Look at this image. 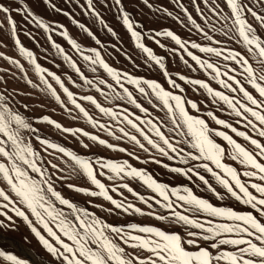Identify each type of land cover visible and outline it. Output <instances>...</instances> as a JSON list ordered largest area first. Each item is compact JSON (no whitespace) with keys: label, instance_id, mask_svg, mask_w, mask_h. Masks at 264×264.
<instances>
[{"label":"snow or ice","instance_id":"1","mask_svg":"<svg viewBox=\"0 0 264 264\" xmlns=\"http://www.w3.org/2000/svg\"><path fill=\"white\" fill-rule=\"evenodd\" d=\"M41 2L54 12L71 17L72 23L96 45L101 44L90 27L57 7L54 0ZM73 2L107 33L117 36L97 10L94 0H84L83 4L79 0ZM143 3L158 15L175 19L190 35L195 31L207 41L203 44L196 39L184 38L171 28L145 33L141 30L143 25L137 26L139 22L132 18L123 0H112L111 8L116 10L136 48L146 54V66H151L149 61L157 66L168 87L157 79L117 69L107 62L100 48L84 47L64 24L47 22L26 4L16 11L23 12L37 29L44 31L55 55L61 57L79 77V82L71 75L67 80L78 89H95L105 100L114 102L115 107H105L91 94L78 95L60 74L42 66L35 51L21 41L11 8L3 3H0V12L4 13L13 46L31 65L39 83L27 78L28 72L20 59L2 51L0 59L15 66L21 76L27 78L29 85L48 94L72 119H77L51 82L54 81L93 128L103 130L115 141L129 142L148 154V158L141 160L140 155L119 143H112L81 127L64 126L48 115L40 117L39 122L54 125L73 137L81 134L106 149L126 153L144 165H160L168 172L186 178L188 184L181 182L172 186L159 180L147 168L133 165L129 159L80 154L42 138L31 120L19 110L20 107L27 109L28 105L16 101V93L9 90L7 79L0 75V85H3L0 87V216L12 222L14 215L26 223L43 250L44 261L35 264H264V0H190L197 16H193L185 0H175L172 9L165 6L154 8L150 0H143ZM2 28L4 21H0ZM54 35L68 42L87 63L88 71L97 73L102 70L111 82L86 75ZM159 37L174 42L175 46L167 51L179 56L190 71L201 70L223 90L213 87L206 79L190 78L185 74L174 77L168 70V57L156 53L145 42L151 38L164 48ZM228 42L239 47H230ZM194 50L222 57L223 66L203 59ZM127 58L132 59L130 56ZM0 71L8 73L9 70ZM184 84L203 90L211 97L210 103L222 104L226 114L234 117L235 121L221 118L212 110L200 114L198 102L185 95ZM133 88L138 95L134 94ZM82 101L90 102L114 121L120 134L117 135L112 125L95 119ZM153 109L163 116H153ZM33 136L44 146L42 150L34 147ZM237 138H243L251 147ZM80 143L85 149L91 147L84 141ZM48 149L62 154L57 159L67 157L63 160L67 173L58 164L45 163L42 151L46 153ZM165 159L179 163L170 165ZM49 167L61 174L54 178L55 174L49 171ZM73 174L90 182L89 186L68 183L66 187L78 194L109 201L113 207L104 211L112 213L114 208L128 215L151 216L158 221L183 225L186 234L150 224L124 226L107 222L57 189V181L69 179ZM105 176L109 181L121 183L109 188L101 179ZM194 177L217 201L230 199L246 208L217 204L198 195L189 186L195 185ZM129 178L138 180L155 195L146 196L135 191L129 183L123 182ZM120 189L136 196L149 211L115 198L112 193L123 197ZM154 205L164 212L153 210ZM0 264L32 262L0 248Z\"/></svg>","mask_w":264,"mask_h":264},{"label":"rangeland","instance_id":"2","mask_svg":"<svg viewBox=\"0 0 264 264\" xmlns=\"http://www.w3.org/2000/svg\"><path fill=\"white\" fill-rule=\"evenodd\" d=\"M69 1H73V0H54V2H69ZM79 2H84V0H79ZM128 2L129 0H123L125 8L129 11L130 14H133L135 16L133 17V19L139 22L137 25L138 27L140 24L143 25L144 20L147 19V16H145L147 13L138 12L137 10H135V13H131L129 8L130 3ZM141 2L143 1L133 0V3H137V6L138 5L140 6ZM0 3H3L5 6H9L11 8V15L17 22L20 39L21 41L24 40L23 42H26V36L28 35L29 27L33 25V23L28 17L25 16L23 12H17L16 9L26 4L32 9L33 12L36 9L42 12L47 11L45 3L41 2V0H0ZM94 3L95 6L97 7V10L101 12L104 20L115 30L117 36H112L110 33H107L97 21H95L90 16L85 15L84 19L82 20L83 23H85L88 27L92 29V31L100 39L101 44L96 45L95 41L89 38L84 32H82V34L78 36L80 43L84 45V47L100 48L107 62L113 65L114 67H116L117 69L128 71L132 74L144 76L146 78L157 79L159 82L164 83L165 87H168V85L165 83V78L162 75V71L159 70L157 66H155L150 61L148 62V64H150L151 66L150 67L146 66V54L141 53V51L138 48H136L135 43L130 36V33L122 25L121 20L118 18L116 10L114 8H111L112 0H94ZM185 4L189 7V10L192 11L193 16H197L196 12L191 7L190 0H185ZM201 7L203 8V5H201ZM73 12L77 13L78 10H75ZM141 15L145 16L144 20L142 19ZM164 16L165 17L159 15L157 16L158 19L147 20L148 22H150L149 30H163L165 28H171L172 30H174L184 38L196 39L198 40V42H201L203 44L207 43V41H204L195 31H193L190 35L185 30V28H183L175 19L168 18L166 17V15ZM197 19H199V17H197ZM0 21H4V28L0 29V51L12 57H14V55L18 56L19 51L17 48L14 50L15 47L13 46V41L10 38V33L8 32L7 21L5 20L4 13L2 12H0ZM141 30L144 31L145 33L149 31L143 29ZM55 37L60 38L62 42H65L67 44V41L64 38L60 37L59 35H56ZM217 38H220L218 34H217ZM158 39H160V41L165 45L164 48H161L159 45H157L155 41L152 40L151 38H148L145 42L149 46H151L156 53L168 57V59L166 60L168 70L174 77H177L178 74H185L188 75L190 78L206 79L213 87L218 88L219 90H223L215 81H212L207 76L206 73L202 72L199 69H197V71L195 72L190 71L189 68L186 65H184L183 62L179 59V56H173L172 53L168 52L167 49L169 47L175 46L173 41L165 37H159ZM228 45L233 48L239 47L233 42H228ZM194 51H197V54H200L203 59H207L213 63H218L221 66H223L224 64L222 57L218 58L214 55L198 53V50H194ZM128 56H130L132 59L129 60L127 58ZM74 59L78 62L82 70L85 71L86 75H88L90 78H96V77L106 78L109 80V82H111V78L107 77V74L104 73L102 70H99L97 73H91L90 71H88L87 63L83 61L79 55L77 56V58ZM0 69L9 70L8 73L0 71V75H4L5 78L7 79L9 90L14 91L16 93L15 96L16 101L19 102V104L28 105L27 109L20 107L19 110L31 120L34 127H36L39 130L38 134L42 138H47L50 141L69 147L80 154L102 155L106 158L129 159L133 165L137 167L147 168V170L150 171L159 180L169 183L172 186H175L181 182L188 184L186 178L180 177L178 174H172L168 172V170L163 169L160 165H156L154 163H149L147 165H144L140 161L128 157L126 153H119L106 149L104 146L97 145L96 142L88 140V138L83 137L81 134H77L75 137H73L69 133H63L62 131L56 129L54 125H49L45 122H39L40 117L44 115H48L51 118L62 123L64 126L81 127L89 132L98 135L105 133L103 130L99 128H93L87 122V120L83 118L82 114H80L74 108V106L70 104V102L67 100L66 95L63 94L62 89H60L59 85H56L54 81L51 82L56 88L58 87L57 90L61 93L62 98L65 100V103L68 105V107L72 108V114L75 115L77 119L75 120L72 119L69 113L66 112L54 99H47V98L45 99L43 104L35 107L37 108L36 110L37 113H41V112H45V113L43 115L37 114L36 116L31 117V115L33 114L31 108L29 107L30 106L29 104L31 101L33 102L35 99L29 101V96H35L37 92V88H33L31 85H29L26 82L27 79L24 80L25 83H21V81L19 80H23V78L25 77L21 76L20 72L15 68V66L8 64V62L4 61L3 59H0ZM25 69L27 71V66H25ZM63 70L67 71V75L65 73V75L62 76V78L65 79V82L68 84V86L73 92L77 93L78 95H83V94L94 95L105 107H115L114 102L105 100V98L101 96L99 93H97L95 89L86 90L85 88H79V89L75 88V86H73L67 80V77L71 75L73 79L77 80V82H79V77L70 68L67 67L66 62L64 63ZM31 79L35 83H38L37 80H39V78H31ZM183 86L186 88L185 95L197 101L198 104L200 105V109H201L200 114H204L206 111L212 110L216 112V114L219 115L221 118L229 119L231 122L235 121L234 117H230L226 114V111L224 110V106H222V104L217 103L213 105L212 103H210L211 97H208L207 94L203 92V90H197L192 85L184 84ZM0 87H3V85H0ZM132 90L134 91V94L138 95V93L135 92L134 88ZM46 95L48 94L41 92L38 96L44 98ZM22 98H26V99H22ZM142 102L145 104L146 107H149L147 102L143 100ZM81 103L86 107V109L95 119L99 120L102 123L112 125L113 128L117 130V135L120 134L118 132V126L115 124V122L112 121L109 117L100 113L99 110L96 109L94 105H92L88 101H82ZM43 109H45V111H43ZM192 111L195 114V110ZM152 114L153 116H161V117L163 116V113H160L154 109L152 110ZM35 119L36 122L34 123L33 121ZM213 126H216L214 125V122H213ZM28 135H33V134L28 133ZM106 139H108L112 143H119L122 146L127 147L129 151H134L137 155L141 156V160L148 158V154L143 153L141 150L138 149V147L130 144L127 141L118 142L115 141L113 137H109V136H107ZM237 139L241 143L245 144V146L251 147L250 145H248V142L243 140V138H237ZM80 141H84L85 143L90 144L91 147L88 149L83 148ZM32 143L34 147H36L37 149L42 150L44 148V146L41 145L34 138V136L32 139ZM42 155H44L45 157V163L58 164L60 165L61 168H65L66 173L68 172L66 165L63 163V160H66L67 157H63L62 159H57V157H61L62 154L52 149H48L46 153L42 151ZM165 162L169 163L170 165H175L179 163L178 161H167L166 159ZM49 171L55 174L54 178L55 176L61 174L55 172V170L52 169L51 167H49ZM101 179L109 186V188H111L114 184L121 183V181L118 180L109 181L107 180L106 176L101 177ZM193 179L195 181V185L189 184V186H192L193 190L198 195L208 198L212 202L217 204L237 206L241 209L246 208V206L238 205L237 202L230 199H226L225 201H217L216 198L211 193L204 190V186L198 180H195V177ZM123 182L129 183L130 187H132L135 191H138L141 194H144L146 196L155 195L154 193L151 192V190L147 189L138 180L129 178ZM68 183H72L77 186H89L90 182H87L84 178L73 174L70 176L69 179H66L64 181H57V189L62 191V193L65 196L72 198L75 202H77L81 206L89 208L90 211L95 212L98 216L105 219L109 223H113L115 225H124V226H127L128 224L131 223L150 224L154 226H160L166 230L180 231L182 235L186 234V229L183 225H176L164 221H158L151 216H141L140 214L128 215L114 208L112 213L104 211L103 209L105 208L113 207L109 201H106L103 198L89 197L84 194L75 193L66 187ZM196 185H198V187H196ZM91 187L94 188L95 186H91ZM217 187L219 189V186ZM120 191L123 192V197H121L118 193H112L113 196L118 199H123L126 203H133L141 207L144 211H149V209H147V207L144 204H142L132 193H129L126 189H120ZM97 204H100L101 207L97 208L96 207ZM153 210L159 213L164 212L163 209H160L158 206L155 205ZM188 214L192 215L191 213ZM9 215H13V214L9 212ZM0 221L3 222L2 224H0V248H3L6 251H12L16 255L21 256L22 258L30 259L33 262L32 264H35V262L37 261H41V262L44 261V256L41 255V252L43 251L42 247L38 244L36 238L34 237V234L31 233L30 229L22 219L16 218L13 215V221L9 222L5 217L0 216ZM226 247L231 248V246H226Z\"/></svg>","mask_w":264,"mask_h":264},{"label":"crops","instance_id":"3","mask_svg":"<svg viewBox=\"0 0 264 264\" xmlns=\"http://www.w3.org/2000/svg\"><path fill=\"white\" fill-rule=\"evenodd\" d=\"M143 1V0H141ZM175 0H150V2L154 5V8H159L161 6H165L168 7L169 9H172V5L175 3ZM56 3L57 7L63 9L64 11H68L72 14V16L75 17V19L80 20L81 22H83L82 20L85 17V13L84 11L77 6V4L73 1H69V2H54ZM80 4H83L84 2H79ZM130 5V12L131 13H135V10H137L138 12H146L147 14L145 16H147V19L144 20L143 15H141L142 19L144 20L143 23V30H149L150 27V22H148L147 20H151V19H158L157 16H159L154 9H149L147 6H145V4L143 2L140 3V6H137V3H133V0H129ZM47 11L42 12L39 10H35L34 12L40 16H42L43 18L46 19L47 22L49 23H62L64 24L68 29L70 34L78 40V42H80L78 36L80 34H82V30L79 29L75 24L72 23V18L71 17H66L64 16L62 13H57L54 12L52 9L46 7ZM78 10L77 13H74L73 11ZM161 16L165 17L163 14H160ZM132 18L135 17L133 14H131ZM167 17V16H166ZM169 18V17H168ZM68 19V20H67ZM173 19V18H171ZM160 28V27H159ZM28 33H31L32 35L26 36V42H23L24 40H22V42L24 43L25 46H27L29 49L35 51L37 57H38V62L41 63L42 66H45L47 68H49L51 71H55L57 72V74H60L61 76L67 75V71L63 70L64 69V61L62 60L61 57L55 55V50L51 47L49 41L46 39V34L44 33L43 30H39L35 27V25H31L29 27ZM56 35H54V39L60 43L68 52L69 54H71L73 56V58H77L78 54L71 48V46L62 42L60 38L55 37ZM34 37V38H33ZM84 46V45H83ZM16 48H14L15 50ZM13 50V52H14ZM46 50V51H45ZM14 58L20 59L21 62L27 66V72H28V77L27 78H38V76L35 74V72L32 70L31 65L28 64L27 60L22 57L20 54L14 55ZM57 65H59V67H57ZM27 78H23V80H19L21 81V83H25L24 80H26ZM37 82L39 83V80H37ZM58 89V87H57ZM41 93V91L39 89H37L36 95L35 96H29V101L35 99L33 102H30V108L32 111L31 117L36 116L37 114H44L45 112H41V113H37L36 110L37 108H35L36 106H39L41 104L44 103L45 99H52L49 95H46L44 98H42L41 96H38ZM22 99H26V98H22ZM43 111H45V109H43ZM34 123L36 122V119L33 121ZM100 136L102 138H106L108 135L107 133H103L100 134ZM115 140V139H114ZM32 262V261H31ZM33 263V262H32Z\"/></svg>","mask_w":264,"mask_h":264}]
</instances>
